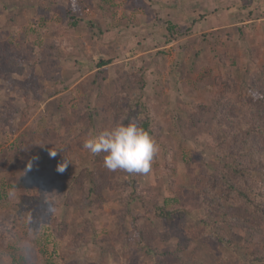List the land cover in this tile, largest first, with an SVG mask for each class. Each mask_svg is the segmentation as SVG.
Returning a JSON list of instances; mask_svg holds the SVG:
<instances>
[{"label": "rangeland", "instance_id": "374dc122", "mask_svg": "<svg viewBox=\"0 0 264 264\" xmlns=\"http://www.w3.org/2000/svg\"><path fill=\"white\" fill-rule=\"evenodd\" d=\"M261 94L264 0H0V264H264L222 187L243 157L264 183ZM132 120L147 174L83 147Z\"/></svg>", "mask_w": 264, "mask_h": 264}, {"label": "clouds", "instance_id": "9594fccd", "mask_svg": "<svg viewBox=\"0 0 264 264\" xmlns=\"http://www.w3.org/2000/svg\"><path fill=\"white\" fill-rule=\"evenodd\" d=\"M83 147L93 156L104 154V167L109 171L123 170L127 173L147 174L154 158L160 152V145L149 131L139 126L135 120L117 123L89 135ZM55 158L57 150H50ZM68 160L58 164L57 171L64 172Z\"/></svg>", "mask_w": 264, "mask_h": 264}, {"label": "trees", "instance_id": "16d2710c", "mask_svg": "<svg viewBox=\"0 0 264 264\" xmlns=\"http://www.w3.org/2000/svg\"><path fill=\"white\" fill-rule=\"evenodd\" d=\"M105 61L104 64L105 65ZM251 103L256 106L264 105V94L257 98L250 99ZM255 101V102H254ZM141 127L147 131H151L150 124L147 121L141 123ZM252 135L264 136V125L259 126L258 123H250L243 132H239L238 136L244 137L242 143L245 145L250 144ZM236 139V138H235ZM249 159L247 157L241 158L237 164L232 165L228 170L233 177L225 180V184L222 183V187L226 190L227 199L238 206H241L247 213L254 216L264 215V183L255 180L248 174ZM245 166V167H244ZM230 167V166H229ZM174 211L162 210L160 215L166 220H171Z\"/></svg>", "mask_w": 264, "mask_h": 264}]
</instances>
